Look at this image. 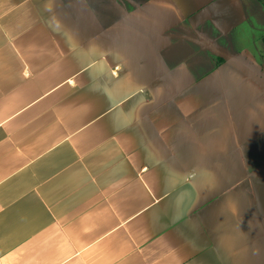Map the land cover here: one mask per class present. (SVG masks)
Masks as SVG:
<instances>
[{
  "label": "crops",
  "instance_id": "crops-1",
  "mask_svg": "<svg viewBox=\"0 0 264 264\" xmlns=\"http://www.w3.org/2000/svg\"><path fill=\"white\" fill-rule=\"evenodd\" d=\"M257 0H0V264H264Z\"/></svg>",
  "mask_w": 264,
  "mask_h": 264
},
{
  "label": "rangeland",
  "instance_id": "rangeland-1",
  "mask_svg": "<svg viewBox=\"0 0 264 264\" xmlns=\"http://www.w3.org/2000/svg\"><path fill=\"white\" fill-rule=\"evenodd\" d=\"M261 4V3H260ZM262 9H260L259 5L257 4L256 10L252 8L251 13L253 12V23L259 30L264 31V7L261 4Z\"/></svg>",
  "mask_w": 264,
  "mask_h": 264
},
{
  "label": "trees",
  "instance_id": "trees-1",
  "mask_svg": "<svg viewBox=\"0 0 264 264\" xmlns=\"http://www.w3.org/2000/svg\"><path fill=\"white\" fill-rule=\"evenodd\" d=\"M257 1H259L264 7V0H257ZM263 43H264V36H263Z\"/></svg>",
  "mask_w": 264,
  "mask_h": 264
}]
</instances>
